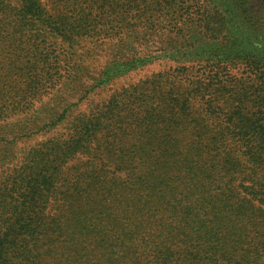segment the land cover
Returning <instances> with one entry per match:
<instances>
[{
	"label": "trees",
	"instance_id": "1",
	"mask_svg": "<svg viewBox=\"0 0 264 264\" xmlns=\"http://www.w3.org/2000/svg\"><path fill=\"white\" fill-rule=\"evenodd\" d=\"M3 36L0 264L69 223L82 264H264V0H0Z\"/></svg>",
	"mask_w": 264,
	"mask_h": 264
},
{
	"label": "rangeland",
	"instance_id": "2",
	"mask_svg": "<svg viewBox=\"0 0 264 264\" xmlns=\"http://www.w3.org/2000/svg\"><path fill=\"white\" fill-rule=\"evenodd\" d=\"M101 41V40H100ZM25 44V43H24ZM7 40L3 36L0 42V86L4 87L6 89H9L10 86L16 84L18 85L21 83L22 76L19 72V70L16 68V64H10L9 60L7 59ZM104 48V44H99L97 49L99 53H102L100 49ZM25 52H21L22 60L25 62L24 58ZM93 56L88 59V62H93L95 66L100 65L101 63V56ZM18 66V65H17ZM175 65L171 64L170 62L166 61H158L151 65H148L142 69L133 71L129 73L128 75L121 77L115 81H113L110 86L103 91L100 95L94 96L90 98V101H95L98 98H104L106 97L111 91H114L115 89L121 88L123 86H127L131 83H134L138 81L139 79H142L150 74L154 73H168V74H174ZM231 74L235 75V77L241 76V71L239 70H233ZM246 75V74H245ZM243 75V76H245ZM222 76H224L222 74ZM171 79V78H170ZM211 79V78H210ZM209 80V79H208ZM49 94H43L44 97H47ZM201 102H195V106L197 107V110H201ZM36 102L33 101V107H35ZM86 103L81 104V108L86 107ZM46 136H37L34 141L27 142L26 145H30L32 143L41 141ZM49 208V207H48ZM116 213L119 212V209L115 211ZM119 214V213H118ZM98 225H94L96 229L107 231L110 229V226H106L104 223L100 224L97 222ZM70 227L65 226V230L67 228L71 229L66 232L63 237L58 238V241L53 246L51 253L47 257V264H82L81 263V255L84 253V248H90L93 245V240L95 239V236L90 232L89 234H86L85 231H80V227H78V224H68ZM127 225H122V228H125ZM89 230H91L89 228ZM68 232L70 236H68ZM73 237V238H72ZM128 264V263H123Z\"/></svg>",
	"mask_w": 264,
	"mask_h": 264
}]
</instances>
